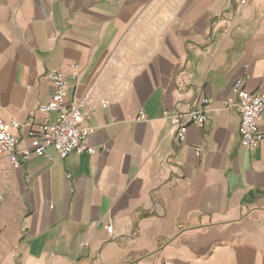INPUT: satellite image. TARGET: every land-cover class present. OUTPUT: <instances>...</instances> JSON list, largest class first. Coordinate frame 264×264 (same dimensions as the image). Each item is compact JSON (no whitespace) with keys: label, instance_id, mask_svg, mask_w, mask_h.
Masks as SVG:
<instances>
[{"label":"crops","instance_id":"1","mask_svg":"<svg viewBox=\"0 0 264 264\" xmlns=\"http://www.w3.org/2000/svg\"><path fill=\"white\" fill-rule=\"evenodd\" d=\"M52 71L67 105L90 94L96 153L0 159L3 264H264V141L247 152L225 109L237 82L264 95V0H0V120L34 118L20 150L58 121L38 111ZM199 95L180 142L163 115Z\"/></svg>","mask_w":264,"mask_h":264},{"label":"built area","instance_id":"2","mask_svg":"<svg viewBox=\"0 0 264 264\" xmlns=\"http://www.w3.org/2000/svg\"><path fill=\"white\" fill-rule=\"evenodd\" d=\"M54 87V94L48 104L42 105L38 111L43 114L56 113L57 123L50 125L48 120L39 125L36 130L30 131L29 135L34 141L33 151L19 149L18 136L13 134L12 129L24 130L25 127L33 126L34 118L31 117L25 126L13 121L7 124L0 120V159H5L13 167L19 168L29 160L33 154L49 156V150L53 149L61 158L70 154L89 153L95 154L96 150L86 144L87 131L80 127L82 120L81 108L89 106L86 119L91 118L94 106L91 105L90 94L84 100L75 101L71 105L65 102V75L62 71H52L47 75ZM211 99L199 95L185 113L170 114L165 112L163 118L171 122V128L180 142L186 140L187 128L196 125L202 128L207 121L210 111ZM226 110H236L241 116L239 128L242 144L247 152H254L264 141V133L260 130L262 115L264 114V95L251 94L244 90L242 82H237L232 88V96L225 101ZM147 120L144 112H140L137 121ZM70 178V175L68 176ZM4 203L0 182V206ZM109 234L113 233V226L107 228Z\"/></svg>","mask_w":264,"mask_h":264},{"label":"rangeland","instance_id":"3","mask_svg":"<svg viewBox=\"0 0 264 264\" xmlns=\"http://www.w3.org/2000/svg\"><path fill=\"white\" fill-rule=\"evenodd\" d=\"M3 263H7L6 261H4L2 258H0V264H3ZM11 264H18V262L16 261H12V262H9Z\"/></svg>","mask_w":264,"mask_h":264}]
</instances>
